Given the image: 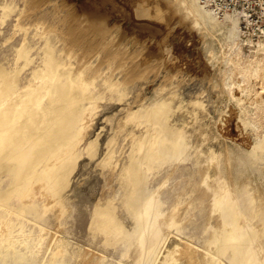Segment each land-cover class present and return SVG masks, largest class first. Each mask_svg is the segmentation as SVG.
Wrapping results in <instances>:
<instances>
[{
  "label": "rangeland",
  "instance_id": "rangeland-1",
  "mask_svg": "<svg viewBox=\"0 0 264 264\" xmlns=\"http://www.w3.org/2000/svg\"><path fill=\"white\" fill-rule=\"evenodd\" d=\"M199 4L0 0V68L18 74L20 91L41 86L50 52L92 98L76 127L69 188L55 197L31 182L0 202V264H264V33L205 10L208 21ZM163 105L181 145L148 165L138 146L164 136L148 119ZM133 162L144 175L140 214L123 177ZM0 181L1 196L14 178L0 172ZM107 207L123 237L93 225ZM157 229L143 251L140 239Z\"/></svg>",
  "mask_w": 264,
  "mask_h": 264
},
{
  "label": "bare ground",
  "instance_id": "bare-ground-1",
  "mask_svg": "<svg viewBox=\"0 0 264 264\" xmlns=\"http://www.w3.org/2000/svg\"><path fill=\"white\" fill-rule=\"evenodd\" d=\"M192 1L194 0H191V2ZM198 1L200 2V0ZM192 6H194V4ZM189 10L191 11V9ZM205 10L218 19H226L227 17L234 16L239 22L241 20L237 14H227L224 17H219L211 10L206 9L201 2L199 6L195 7L197 15L207 19L204 14ZM207 20L209 21V19ZM22 57L28 59V51H23ZM43 71L40 76L43 79V82L40 83L41 86L36 85L37 87H33V85H28L25 90L22 89V91H20L18 74H13L2 67L0 68V172L9 174V176L14 178L9 190L1 194L0 202L7 200L9 193L12 192L22 195L26 192L28 185L31 182L32 185H34L37 184L38 181L43 182L53 196L61 197L63 192L69 188L70 177L75 170L76 161L81 156L74 150V141L78 135L76 127L81 119L80 116L81 110L83 111L84 101L91 100V95L86 93V89L83 90L82 83L74 76V74L70 73L66 76L63 72L61 73L60 66L58 67V64L50 52L48 53V58L46 60V68ZM64 76H66V83L63 84L58 80V77ZM44 89L48 91L47 96H49V103L47 105L45 104V107L41 106L43 97L42 91L44 93ZM167 112L168 109L166 105H163L149 113V121L154 124H160L162 127L161 132L164 136L157 134L155 138L139 143L138 148H140V150L145 149L142 151H145L144 153L146 154V157L144 160L147 161L148 165L154 163L157 158L161 160L162 158L177 154L178 146L181 145L178 143L180 141L181 133L178 134V132L173 130L167 122L162 121L163 116L166 115ZM156 144H158V148H154ZM87 152L90 153L89 151ZM50 161L57 163L47 165L46 163ZM41 165L45 166V168L40 172L38 171V168ZM123 177L127 186L134 191L135 195L132 198L133 200L128 201V204L129 206L137 208L136 211L140 214L143 205L146 204L143 202L140 209H138L139 206L137 207L136 205L138 201L145 200V193L143 190L144 175L140 165L133 162L125 170ZM219 195L223 196L222 199L226 198V195H224L222 190L218 191V196ZM125 197L127 198V195L124 196V198ZM222 204V206H224L225 203L222 202ZM146 206H144V208ZM220 206L216 204L215 207ZM145 214L147 215V213ZM146 215L144 216L146 217ZM93 225L96 226L98 230L113 237H123L125 235L122 227L116 221L113 211L109 207H107V209H98L96 211ZM225 228L227 229L228 227L225 226ZM160 229H162V227ZM160 229H157L154 233H151L153 232L151 231L147 237L145 235V237L141 236L144 237L140 239V245L143 251L146 252L147 250V252H149L152 250V248L149 249V247L153 243L155 244L154 241L157 238L158 233L160 234ZM229 229H231V227ZM228 230L224 231L227 233L229 232ZM221 231L222 230L220 229V232ZM231 235L235 240L240 236H237L238 234L234 235V233ZM217 237L219 236L217 235ZM224 237L225 236L222 238ZM228 237L229 236L227 235L226 238ZM232 241L234 242V240ZM163 264H169V262L167 263L166 261Z\"/></svg>",
  "mask_w": 264,
  "mask_h": 264
},
{
  "label": "built area",
  "instance_id": "built-area-1",
  "mask_svg": "<svg viewBox=\"0 0 264 264\" xmlns=\"http://www.w3.org/2000/svg\"><path fill=\"white\" fill-rule=\"evenodd\" d=\"M201 4L219 17L237 14L242 32L252 30L254 38L264 33V0H200Z\"/></svg>",
  "mask_w": 264,
  "mask_h": 264
}]
</instances>
